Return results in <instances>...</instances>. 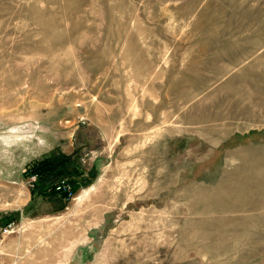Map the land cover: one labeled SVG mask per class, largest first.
Returning a JSON list of instances; mask_svg holds the SVG:
<instances>
[{
	"label": "rangeland",
	"instance_id": "374dc122",
	"mask_svg": "<svg viewBox=\"0 0 264 264\" xmlns=\"http://www.w3.org/2000/svg\"><path fill=\"white\" fill-rule=\"evenodd\" d=\"M41 146L74 197L0 179V264H264V0H0V168Z\"/></svg>",
	"mask_w": 264,
	"mask_h": 264
},
{
	"label": "trees",
	"instance_id": "16d2710c",
	"mask_svg": "<svg viewBox=\"0 0 264 264\" xmlns=\"http://www.w3.org/2000/svg\"><path fill=\"white\" fill-rule=\"evenodd\" d=\"M67 164L68 156L63 154L61 157H42L29 162L25 166L23 174L27 177L33 172L37 173L38 178L32 190L43 194L46 191H55L53 185L59 178H62V171L66 170ZM7 218L8 220L12 219L10 216Z\"/></svg>",
	"mask_w": 264,
	"mask_h": 264
},
{
	"label": "crops",
	"instance_id": "0c3cea01",
	"mask_svg": "<svg viewBox=\"0 0 264 264\" xmlns=\"http://www.w3.org/2000/svg\"><path fill=\"white\" fill-rule=\"evenodd\" d=\"M6 133H9V134H6ZM17 134H18V132H16L15 130H10V131L4 132L2 134L4 136V139H5L4 142L2 143L4 146L3 148L11 146L13 142L17 143L18 142L16 139V137H18ZM9 150L6 149L4 151V153L7 154V152H9ZM60 151L65 152L66 150L61 149ZM51 154H54V153H51L50 151H48V149L42 148V146H41L40 149L32 151L31 153H29V155L23 156L21 161L18 162L17 164L12 165V167L0 168V179H3L8 174V176L10 177V179L12 181H20V178L24 177L23 170L25 168V165L28 162H30L32 160L40 159L42 157H49V156H51ZM25 162H27V163L25 164Z\"/></svg>",
	"mask_w": 264,
	"mask_h": 264
},
{
	"label": "built area",
	"instance_id": "2783aa9c",
	"mask_svg": "<svg viewBox=\"0 0 264 264\" xmlns=\"http://www.w3.org/2000/svg\"><path fill=\"white\" fill-rule=\"evenodd\" d=\"M38 178L37 173H31L27 176L28 186L33 188ZM53 189L60 193L64 200H69L74 197V188L71 182L64 178H59L53 185ZM13 224V220H4L0 218V241L1 235L9 231V227Z\"/></svg>",
	"mask_w": 264,
	"mask_h": 264
},
{
	"label": "bare ground",
	"instance_id": "6f19581e",
	"mask_svg": "<svg viewBox=\"0 0 264 264\" xmlns=\"http://www.w3.org/2000/svg\"><path fill=\"white\" fill-rule=\"evenodd\" d=\"M6 134H9V133H6ZM8 136V135H7ZM84 194V193H83ZM82 194V195H83ZM81 195V196H82ZM22 199H23V197H20V196H16V197H14V203H19L20 201H22Z\"/></svg>",
	"mask_w": 264,
	"mask_h": 264
}]
</instances>
